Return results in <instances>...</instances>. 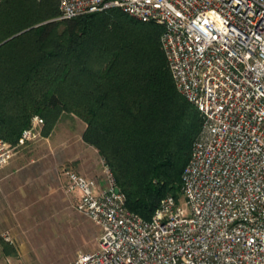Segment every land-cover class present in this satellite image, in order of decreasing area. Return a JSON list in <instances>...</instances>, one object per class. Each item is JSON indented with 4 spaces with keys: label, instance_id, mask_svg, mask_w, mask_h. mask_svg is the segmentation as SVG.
<instances>
[{
    "label": "built area",
    "instance_id": "obj_1",
    "mask_svg": "<svg viewBox=\"0 0 264 264\" xmlns=\"http://www.w3.org/2000/svg\"><path fill=\"white\" fill-rule=\"evenodd\" d=\"M56 1L57 20L118 8L163 27L176 89L202 117L183 204L165 197L150 221L126 207L108 166L105 186L65 168L77 211L101 230L99 248L67 264H264V0ZM15 149L0 137V170Z\"/></svg>",
    "mask_w": 264,
    "mask_h": 264
},
{
    "label": "trees",
    "instance_id": "obj_2",
    "mask_svg": "<svg viewBox=\"0 0 264 264\" xmlns=\"http://www.w3.org/2000/svg\"><path fill=\"white\" fill-rule=\"evenodd\" d=\"M56 0L0 6V137L19 144L34 116L48 137L63 113L86 123L97 149L146 221L162 200L179 201L182 174L202 117L176 89L163 27L118 8L57 20Z\"/></svg>",
    "mask_w": 264,
    "mask_h": 264
},
{
    "label": "rangeland",
    "instance_id": "obj_3",
    "mask_svg": "<svg viewBox=\"0 0 264 264\" xmlns=\"http://www.w3.org/2000/svg\"><path fill=\"white\" fill-rule=\"evenodd\" d=\"M45 125L44 121L36 126V137L13 152V156L19 152L24 163L35 162L30 167L35 174L19 210L0 216V264H67L99 248L101 230L77 211V195L68 192L63 175L65 168L78 172L77 158H84L89 150L83 143L86 123L63 113L48 137L43 134ZM99 162L106 179L108 165L102 157Z\"/></svg>",
    "mask_w": 264,
    "mask_h": 264
},
{
    "label": "crops",
    "instance_id": "obj_4",
    "mask_svg": "<svg viewBox=\"0 0 264 264\" xmlns=\"http://www.w3.org/2000/svg\"><path fill=\"white\" fill-rule=\"evenodd\" d=\"M81 141H83L82 136ZM85 145L89 147V150L84 154V158H77L80 161L77 163L78 172L96 179L101 186H104L105 179L99 162L101 157L95 148L86 143ZM21 158L23 156L21 157V154L17 152L9 164L0 170V212H2L0 216H3V211L5 216L10 210L16 213L21 202L26 199V185L31 176L35 174L30 167H33L31 165L35 162L24 163Z\"/></svg>",
    "mask_w": 264,
    "mask_h": 264
},
{
    "label": "water",
    "instance_id": "obj_5",
    "mask_svg": "<svg viewBox=\"0 0 264 264\" xmlns=\"http://www.w3.org/2000/svg\"><path fill=\"white\" fill-rule=\"evenodd\" d=\"M7 41H8V40H6L5 42H7ZM5 42L1 43L0 46L3 45ZM117 191H119V189H117Z\"/></svg>",
    "mask_w": 264,
    "mask_h": 264
}]
</instances>
